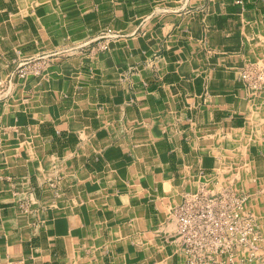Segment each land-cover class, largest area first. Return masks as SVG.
Masks as SVG:
<instances>
[{
	"label": "crops",
	"instance_id": "1",
	"mask_svg": "<svg viewBox=\"0 0 264 264\" xmlns=\"http://www.w3.org/2000/svg\"><path fill=\"white\" fill-rule=\"evenodd\" d=\"M251 71L264 0H0V264H180L201 184L247 196L264 248Z\"/></svg>",
	"mask_w": 264,
	"mask_h": 264
},
{
	"label": "built area",
	"instance_id": "2",
	"mask_svg": "<svg viewBox=\"0 0 264 264\" xmlns=\"http://www.w3.org/2000/svg\"><path fill=\"white\" fill-rule=\"evenodd\" d=\"M119 36V32L105 29L99 35L101 46L106 48L110 39ZM17 74L25 77L24 67ZM243 77L264 78L254 71ZM7 81L10 84L12 78ZM246 199L233 189L213 191L206 184L187 192L174 212L182 249L180 264H257L263 259V234Z\"/></svg>",
	"mask_w": 264,
	"mask_h": 264
},
{
	"label": "rangeland",
	"instance_id": "3",
	"mask_svg": "<svg viewBox=\"0 0 264 264\" xmlns=\"http://www.w3.org/2000/svg\"><path fill=\"white\" fill-rule=\"evenodd\" d=\"M263 262H264V257H263V259H261L260 261H258L257 264H263Z\"/></svg>",
	"mask_w": 264,
	"mask_h": 264
}]
</instances>
